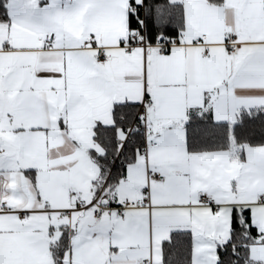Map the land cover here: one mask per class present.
Here are the masks:
<instances>
[{
    "label": "snow or ice",
    "instance_id": "obj_1",
    "mask_svg": "<svg viewBox=\"0 0 264 264\" xmlns=\"http://www.w3.org/2000/svg\"><path fill=\"white\" fill-rule=\"evenodd\" d=\"M0 264H264V0H0Z\"/></svg>",
    "mask_w": 264,
    "mask_h": 264
}]
</instances>
